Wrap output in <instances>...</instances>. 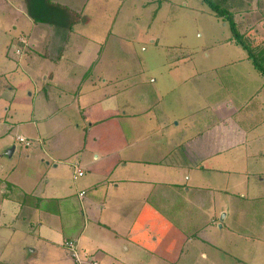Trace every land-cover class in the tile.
<instances>
[{"label":"crops","instance_id":"obj_1","mask_svg":"<svg viewBox=\"0 0 264 264\" xmlns=\"http://www.w3.org/2000/svg\"><path fill=\"white\" fill-rule=\"evenodd\" d=\"M48 2L86 13L91 0L84 6L77 5L76 0H0L3 68L9 73H32L33 92L29 96L32 104V98H40L44 106L39 107L42 114L38 123L33 105L27 113L29 123L18 125L14 121L17 115L12 117L5 107L7 84L4 98L0 86V264H77L65 246L68 242L77 244L85 264L194 263L195 250L208 247L192 234L200 230L198 217L207 211L206 192L211 191L208 197L212 205L214 200H227L229 195L224 191L229 194L231 189L225 187L237 182V187L248 189L251 183L253 192L258 191L254 178L257 171L264 170V76L250 74L248 67H254L249 63L245 77L252 80L251 87L244 83L235 86L239 81L235 75L241 78V70L230 66L233 60L226 63L233 69L225 89L226 100L202 96L188 79L167 81L171 86L163 89L158 105L120 104L118 96L123 91L116 86L117 81L97 75L105 63L103 41L73 32L89 24V19L75 22L68 35L67 28L56 21V5L45 13V19H38L44 13L39 3ZM9 25V32L14 31L11 35L2 32ZM20 39L26 40L27 46L18 55ZM53 45L58 46L56 61L51 59ZM12 49L14 57L9 55ZM236 51L238 54L231 50V56H244ZM115 65L118 67L117 62ZM106 67L114 71L109 63ZM110 87L116 89L114 93H106ZM154 93L152 89L151 98ZM66 99L71 105L52 111L50 116V108L44 104L55 101L64 105ZM155 108H159L158 115L153 114ZM68 113L79 122L75 128L81 133L76 135L77 145L80 135L81 142L83 139L92 145L94 162L107 168L90 170L95 166L80 160L77 164L86 171L78 169L77 174L82 171L84 175L76 176L86 180L76 188L64 176L72 162L62 161L58 155L71 148L57 147L55 151L49 147L57 129L71 126ZM22 127L32 135L27 138L39 139L38 146L49 156V162L42 156L39 166L33 167L32 159L38 156L29 155L24 148L19 151L6 141L14 132L16 141L25 136ZM103 140L111 142L106 151ZM17 153L31 168L40 170L47 162L42 174L47 171L44 177L51 176L54 183L40 185L37 172L26 173L25 169L22 174L9 166L4 157L12 160ZM242 176L246 179L238 180ZM221 182L225 190L218 187ZM179 200H188L187 204L182 202L186 207L182 216L170 213L174 211L172 202ZM169 214L173 215L170 219ZM188 217L192 219L188 221Z\"/></svg>","mask_w":264,"mask_h":264},{"label":"rangeland","instance_id":"obj_2","mask_svg":"<svg viewBox=\"0 0 264 264\" xmlns=\"http://www.w3.org/2000/svg\"><path fill=\"white\" fill-rule=\"evenodd\" d=\"M87 1L89 0H76V4L84 6ZM227 1L231 5L237 6L239 10L237 18L242 31L247 30L251 34L264 38V0ZM55 5L52 2L43 3L41 8L46 13L51 11L52 6ZM56 6L57 9L54 10L57 13L56 21L60 22L61 28L67 26L68 35L71 34L72 30L68 28V24L79 22L85 17L89 19V24L80 26L73 32L82 33L95 40L103 41L102 47L106 49L105 63L102 65L103 69H100L97 75L104 79L109 77L117 81L116 86L120 91H123L118 96L120 104L136 102L141 107L143 105L146 107L158 105L157 101L163 89H168L171 86H169V83L188 79L192 80V85L199 88L198 90L202 96L226 100L227 90L225 89H227L230 75L233 73L230 66H233L236 70H241L239 72L241 78H239V75H235L239 79L234 83L235 86H240L243 83L245 87H251L252 85V80L245 77L247 66H253L251 60L248 59V53L236 44L228 43L229 38H232L229 24L217 18L211 8L202 0H91L86 13L81 12L82 9L75 12L65 6ZM39 10L41 9L38 8ZM37 14L39 13L37 12ZM11 28V25L3 27L2 32L11 35L14 32H9ZM1 42L2 38L0 37V44ZM57 47V45H53L51 50L53 55L51 59L53 60L58 57L54 53L57 51ZM231 50L236 54H238L236 51L238 50L245 57L242 55L239 59V56H231ZM14 52L15 50L12 49L9 55L14 57ZM256 52V59L264 67V48ZM3 55L4 51L0 49L2 98L5 97L4 84H7L5 100L7 105L5 107L9 109L12 117L17 115L14 121H16V124L21 125L22 123H29L28 120L30 119L27 113L34 105L37 110L35 119L38 123V119L41 118L42 114L40 110L44 106L40 98H32L34 101L32 104L29 96L33 92L30 84L34 81L32 75H30L32 73L26 75L22 71L11 72L15 73L11 77L9 70L3 68ZM230 61H233V63L227 66L226 63ZM115 62L118 63V67ZM12 63H14V66L16 65L15 62ZM108 63L110 67H114L113 72L106 67ZM242 65L243 67H241ZM254 69L248 67L250 74L254 73L259 76L258 70ZM74 74L75 72H73ZM163 82H167L168 85L163 84ZM152 89H155L157 94H152L151 98L150 92ZM189 89L191 88L189 87ZM115 90V88L110 87L106 93H114ZM57 103L53 101L49 105L44 104L50 108V116L52 111H58V108L66 109L68 105H71L68 99L65 100L64 105H56ZM154 112L153 114L158 115L160 113L159 108H155ZM88 114V119H92L93 117H90L91 113ZM66 115L71 118V120H68L71 126L67 129L64 127L57 129L55 133L58 134L49 141V147L55 151L57 147L66 149L65 147L69 146L71 148L58 155L61 156L62 161L70 159L72 162L71 167L65 169L64 176L75 187L86 180V177L76 176L78 175V169L86 171L77 164L80 160L84 164L88 162L95 166L91 167L90 170L95 168L96 171H107V168L104 164L94 162L90 152L92 145L90 143L86 145L83 139L81 142L80 135L78 136L80 145H77L75 142L76 135L81 133H77L75 128L77 127L76 123L79 124V122L73 119V114L68 113ZM88 119L86 118L84 121ZM30 124L32 125V123ZM51 125V122L48 123L47 128ZM30 128L32 129V127ZM171 130L175 131L174 126H171ZM20 131L23 134L26 133L25 136L21 137L33 143L31 147H26L17 142L15 132L14 135L10 136L11 139L6 141L13 144V146H17L19 151L24 148L29 151V153L27 152L29 155L35 154L38 156L37 159H32L33 167L39 166L42 156L43 160L49 162V156L43 154L41 146H38L39 139L27 138L32 135L26 131L24 132V127ZM143 131L144 129L140 132L141 138L143 137ZM178 131H181V127L178 128ZM102 144L104 150L106 146H111L110 141L107 143L103 140ZM83 150L86 153L78 155ZM54 156L58 157L57 155ZM4 158L9 160L7 161L9 166L17 167V170L22 174H24L23 170L25 169H27L26 173L30 171L37 172L36 175L40 185L44 186L47 182L54 183L51 176L44 177L47 171L44 172V175L42 174L47 162L42 164L39 170L27 165L25 159L21 161L18 153L12 160ZM262 159H264V156ZM254 170H251L252 173ZM58 175L56 178H58ZM239 176L237 175V178ZM245 179L242 176L238 180L244 181ZM254 179L258 184L256 186L258 191L255 192H253L251 183H249L248 189L243 186L237 187L238 182L236 185L226 187L223 182L219 183L218 187L221 190L231 189L229 194L224 191L229 195L227 196L229 198L227 200H214L212 205L209 202L211 197H208V193L210 194L211 191L206 192L207 211L203 213L204 215L198 217L196 224L200 230H193L192 234L200 237L210 248L204 246L198 248L195 250L194 263L183 264H264V170L261 173L257 171ZM180 200L172 202L171 209L174 211H170V213L174 215L181 214L182 216L183 211L186 210L183 203L187 204L186 201L188 200L181 202ZM189 206L191 207L190 204ZM172 214H169V219L173 216ZM191 219V217L187 218L188 221ZM190 223L193 224V222ZM169 261H175V258H170Z\"/></svg>","mask_w":264,"mask_h":264},{"label":"trees","instance_id":"obj_3","mask_svg":"<svg viewBox=\"0 0 264 264\" xmlns=\"http://www.w3.org/2000/svg\"><path fill=\"white\" fill-rule=\"evenodd\" d=\"M206 3L212 10V12L217 16V18L223 20L229 24L232 38H229L228 42H233L237 46L241 47L248 53V59L251 60L255 69L258 70L264 76V67L256 59L255 53L263 48L264 38L257 36L256 34H251L247 30L242 31L240 22L238 20L239 10L237 6L231 5L227 0H202ZM42 5L41 3H39ZM45 19V12L41 13L39 18ZM38 22V21H37ZM53 25L57 26V22L50 21ZM74 23L68 24V28L72 29ZM67 28V26H65ZM23 47V45H22ZM264 59V55H263Z\"/></svg>","mask_w":264,"mask_h":264},{"label":"built area","instance_id":"obj_4","mask_svg":"<svg viewBox=\"0 0 264 264\" xmlns=\"http://www.w3.org/2000/svg\"><path fill=\"white\" fill-rule=\"evenodd\" d=\"M19 42L23 45V47H19L18 50L16 51V53L18 55L22 54L23 52V49L25 46H27V42L26 40L24 39H20ZM17 141L20 143V144H23L25 145L26 147H31L33 145V143L29 140H27L26 138L24 137H18L17 138ZM78 175L80 177H82L84 175V173L82 171H78ZM83 194H81V196H83ZM66 248L70 250L71 252V256L76 260V263L77 264H85L84 262H81L80 258H79V255L77 253V244L74 243V242H68L65 244Z\"/></svg>","mask_w":264,"mask_h":264}]
</instances>
